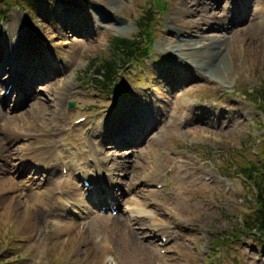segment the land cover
<instances>
[{"label":"rangeland","instance_id":"rangeland-1","mask_svg":"<svg viewBox=\"0 0 264 264\" xmlns=\"http://www.w3.org/2000/svg\"><path fill=\"white\" fill-rule=\"evenodd\" d=\"M101 1L34 0L28 10L14 4L0 24V82L12 80L11 93L0 97V178L23 193L51 190L30 223L22 213L11 217L10 192L0 190L3 262L264 264V245L240 233L254 190L239 174L245 160L264 159V118L244 96L264 85V0H162L166 9L151 12V55L125 69L111 96L93 85L92 60L107 58L110 37L136 36L139 16L157 5ZM229 7L235 11L227 20L212 16ZM211 51L221 58L202 65L198 56ZM30 56L36 67L17 69ZM30 91L40 93L28 98ZM115 104L126 109L114 113ZM21 113L28 123L20 137L1 129ZM24 149L47 151L50 165L19 161ZM125 152L124 165L114 156ZM81 177L96 184L94 194ZM57 221L74 222V232L56 229Z\"/></svg>","mask_w":264,"mask_h":264},{"label":"trees","instance_id":"trees-1","mask_svg":"<svg viewBox=\"0 0 264 264\" xmlns=\"http://www.w3.org/2000/svg\"><path fill=\"white\" fill-rule=\"evenodd\" d=\"M155 1H157V8H160L164 4L160 3L159 0ZM33 2L34 0H0V19L4 17L7 9L14 4H19L18 7L20 6L26 10L27 8L31 9V7H33ZM151 11L152 9L149 7L145 14L141 15L137 20L138 28L140 33H143L142 38L145 37L146 44L144 42V44L142 43V46H140L142 38L136 40L116 37L111 39L114 53L108 55L106 59H99L100 65L97 67L99 79L95 78V83L97 85H102L107 81L110 82L114 80L118 67L123 66V59L126 60L132 55H136V53L149 50L150 45H152V39L149 34L145 36L143 31L150 27V21L152 19ZM93 64L94 62L92 65ZM244 94L259 110H261L264 116V85L257 86L250 93L244 92ZM239 170V174H241L247 182L251 183L254 190V208L247 214V219L244 220L242 228H245V232L254 231L257 236L264 237V159L262 160L258 155L255 161L245 160L243 165L239 167ZM2 261L3 259L0 255V264H3Z\"/></svg>","mask_w":264,"mask_h":264},{"label":"bare ground","instance_id":"bare-ground-1","mask_svg":"<svg viewBox=\"0 0 264 264\" xmlns=\"http://www.w3.org/2000/svg\"><path fill=\"white\" fill-rule=\"evenodd\" d=\"M103 1V0H102ZM101 1V2H102ZM247 3V8L246 9H249V2H246ZM187 5V3H186ZM193 8V10H195L196 12L198 11V15L200 17H204L205 18V15L207 13H205V11L207 12V10H202V9H198V7L196 6V3L194 5H191ZM191 6L189 8H191ZM205 6H208V5H205ZM204 7V9H206L207 7ZM227 6V5H226ZM235 11V8H228L227 12L228 14H223V13H218V12H213L212 13V16L216 19V20H220V21H225L227 20V18L229 17L228 15H234V11ZM182 14H191L193 13V11L191 9H185L183 10L182 9ZM226 12V13H227ZM218 15L220 17H218ZM234 24H235V27L236 25H238L239 23H241L239 20L235 19L234 18ZM253 24V22L251 23ZM226 28V27H225ZM227 29V28H226ZM231 29V28H230ZM194 54V52H192ZM222 55V54H221ZM221 55L217 52H212L210 54L208 53H205V55H199L198 56V59L200 61V63L202 65H205V66H208L210 65V63H213V61L216 60V58H221ZM24 56V55H23ZM22 56V57H23ZM201 58V59H200ZM28 59H30V61L33 62V58L30 56ZM223 60V59H222ZM5 62V61H4ZM210 67V66H208ZM2 70H1V61H0V74H1ZM8 78V86L6 87L3 83L0 82V97H4V96H8L10 93H11V87H9V85L12 83V80H10L11 78L7 77ZM14 81V80H13ZM40 89V88H39ZM61 89H64V87H62ZM5 90V92L3 94H1V92ZM40 92H37V91H30L28 93V98H31L33 96H35L36 94H39ZM22 101H26L25 99H22ZM187 102V100H185ZM61 104H64V102L61 100L60 101ZM43 108V107H42ZM43 114H47V111L46 110H43L42 112ZM5 120L7 121L6 124H4L1 129L8 133L9 135L13 136V137H20L22 132L19 131L20 128H23V124L24 123H28V122H24V121H27L26 119V116L24 114H19L18 116L16 117H6ZM2 140L4 141L3 138H0V159H3L4 158V154L2 153L3 149H5L3 147L4 144H2ZM7 149V147H6ZM25 150V149H24ZM103 149L102 147L100 148V152H102ZM25 152L21 157H19V161H23L25 160V156H28L29 160H33L32 158H34L36 161H37V164L38 165H45V166H49L50 164L46 161V158L43 157L44 154L47 153V151L45 150H40L38 151L37 153H34V152H30V151H23ZM30 153V155H29ZM128 153L125 152L123 154H118L116 156H114L115 158L117 157L118 159H122L123 158V163L124 165L126 164V155ZM48 159H52V154L50 153L48 156H47ZM96 160H98V158H96ZM103 160V159H102ZM123 165V164H121ZM32 169L33 167L31 166H27L24 168V172H32ZM35 174V171L33 172V175ZM33 180H34V177H30L28 179V182L29 184L28 185H24V187H27V191L32 189V186H33ZM96 184H94L95 186ZM93 186V189L94 192L93 194L95 193V188ZM3 189L4 191H8L10 192V194L8 195L9 196V202L6 203L7 205V212H9V214L11 215V217H13V215L15 216L16 213H22V219L24 222H27V223H30V220L32 219H35L37 220V216H33V213H34V209L36 210V206H44L46 204L47 201L50 200L51 198V190L49 189H43L42 191H37V192H26V193H23L22 191H25V189H23L21 186H17L15 185V183L12 181V179L10 178H4V179H1L0 178V190ZM77 191V190H76ZM25 196V197H24ZM78 193H76V197L74 196L73 198L76 199V201H79V202H87V200H83V198H78ZM0 199H3V197H0ZM115 199L118 200V197L115 196ZM83 200V201H82ZM75 223L70 221V222H60V221H57L56 224H55V228L56 229H60V230H64V231H68V232H74V229H75ZM65 233V232H64Z\"/></svg>","mask_w":264,"mask_h":264}]
</instances>
